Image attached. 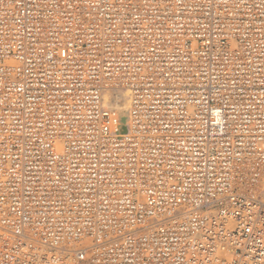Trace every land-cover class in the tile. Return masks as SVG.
Here are the masks:
<instances>
[{
  "label": "built area",
  "instance_id": "obj_1",
  "mask_svg": "<svg viewBox=\"0 0 264 264\" xmlns=\"http://www.w3.org/2000/svg\"><path fill=\"white\" fill-rule=\"evenodd\" d=\"M263 164L264 0H0V264H264Z\"/></svg>",
  "mask_w": 264,
  "mask_h": 264
},
{
  "label": "bare ground",
  "instance_id": "obj_2",
  "mask_svg": "<svg viewBox=\"0 0 264 264\" xmlns=\"http://www.w3.org/2000/svg\"><path fill=\"white\" fill-rule=\"evenodd\" d=\"M114 104L113 106L120 112L122 117V123H126V114L128 106V96L127 93L122 91H117L113 94ZM261 177L255 186V192L260 199L264 200V164L261 169Z\"/></svg>",
  "mask_w": 264,
  "mask_h": 264
}]
</instances>
